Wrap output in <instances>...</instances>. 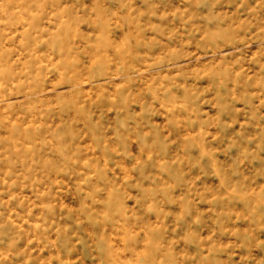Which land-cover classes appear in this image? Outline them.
<instances>
[{
	"label": "rangeland",
	"instance_id": "obj_1",
	"mask_svg": "<svg viewBox=\"0 0 264 264\" xmlns=\"http://www.w3.org/2000/svg\"><path fill=\"white\" fill-rule=\"evenodd\" d=\"M0 264H264V0H0Z\"/></svg>",
	"mask_w": 264,
	"mask_h": 264
}]
</instances>
